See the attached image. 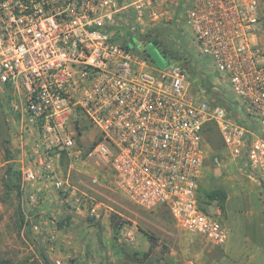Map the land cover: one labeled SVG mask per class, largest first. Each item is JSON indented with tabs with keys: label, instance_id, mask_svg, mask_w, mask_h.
I'll return each instance as SVG.
<instances>
[{
	"label": "built area",
	"instance_id": "1",
	"mask_svg": "<svg viewBox=\"0 0 264 264\" xmlns=\"http://www.w3.org/2000/svg\"><path fill=\"white\" fill-rule=\"evenodd\" d=\"M188 1L198 49L227 80L249 123L192 95L183 64L170 56L165 67L154 64L143 36L137 52L136 35L119 34L123 12L144 25L177 12L183 0H0V89L24 101L41 151L79 162V142L95 133L90 155L109 162L120 193L147 211L166 210L181 232L223 246L230 232L219 203L201 193L205 128L214 125L226 151L247 160L252 179L264 178V23L257 0ZM39 173L25 165L23 182L33 184ZM49 179L77 193L69 180ZM29 201L38 203V194ZM90 204L91 217L102 219L101 206Z\"/></svg>",
	"mask_w": 264,
	"mask_h": 264
},
{
	"label": "rangeland",
	"instance_id": "2",
	"mask_svg": "<svg viewBox=\"0 0 264 264\" xmlns=\"http://www.w3.org/2000/svg\"><path fill=\"white\" fill-rule=\"evenodd\" d=\"M257 1L264 23V0ZM190 7V1L183 0L177 12L168 10L144 25H137L132 12L125 11L118 32L122 37L136 35L133 48L137 52L144 48L140 36H156L163 49L178 55L180 60L174 61L190 72L192 95L211 106L223 105L234 119L249 123L213 60L200 53L187 23ZM259 39L264 45V28ZM0 98L10 127V139L0 137V264H45V257L50 264H264V178H251L247 160L226 151L217 128L209 126L205 131L209 155L201 193L227 195L223 210L217 200L230 232L223 246L181 232L166 210L147 211L120 193L109 162L90 155L94 131L79 142L82 161L48 154L37 146L36 125L19 94L0 89ZM27 164L40 172L33 184L22 179ZM54 175L69 180L77 193L58 190L49 179ZM33 193L38 194V203L29 201ZM90 202L101 206L102 219L91 217ZM146 233L158 240L149 257H145L150 250Z\"/></svg>",
	"mask_w": 264,
	"mask_h": 264
},
{
	"label": "trees",
	"instance_id": "3",
	"mask_svg": "<svg viewBox=\"0 0 264 264\" xmlns=\"http://www.w3.org/2000/svg\"><path fill=\"white\" fill-rule=\"evenodd\" d=\"M144 39H149L150 41V45H153L155 47V49L163 56V58L167 59L169 56L172 57L173 60L175 61H179V57L177 54L174 53H169L166 49L162 50V42L156 37V36H151L149 35H144L143 36ZM164 47V46H163ZM147 57L151 58L149 56V54L147 53ZM152 60V59H151ZM154 63V61H152ZM155 64V63H154ZM2 99L0 98V108H4V105L2 103ZM209 126H213L214 128H216L214 125L212 124H208L205 128V131L207 129V127ZM208 198L212 199V200H220L221 201V208L222 210L225 208V203L227 201V195L224 192H220V191H215L212 193H209L207 195ZM22 222H25V218L22 217ZM62 225V224H60ZM145 236L147 237L149 243H150V250L149 252L146 254L145 257H149V255L158 247V240L155 238V236L150 235V234H145ZM45 264H50L48 258L45 257Z\"/></svg>",
	"mask_w": 264,
	"mask_h": 264
},
{
	"label": "water",
	"instance_id": "4",
	"mask_svg": "<svg viewBox=\"0 0 264 264\" xmlns=\"http://www.w3.org/2000/svg\"><path fill=\"white\" fill-rule=\"evenodd\" d=\"M146 52L149 54L154 63L163 68L166 66V60L163 56L155 49L153 45L146 47ZM10 127L7 120V116L2 108H0V137L2 141H8L10 139Z\"/></svg>",
	"mask_w": 264,
	"mask_h": 264
},
{
	"label": "flooded vegetation",
	"instance_id": "5",
	"mask_svg": "<svg viewBox=\"0 0 264 264\" xmlns=\"http://www.w3.org/2000/svg\"><path fill=\"white\" fill-rule=\"evenodd\" d=\"M151 59V58H150ZM153 61V60H152Z\"/></svg>",
	"mask_w": 264,
	"mask_h": 264
}]
</instances>
